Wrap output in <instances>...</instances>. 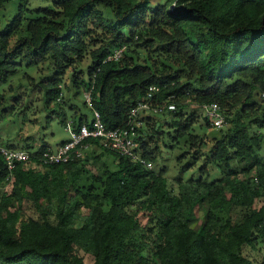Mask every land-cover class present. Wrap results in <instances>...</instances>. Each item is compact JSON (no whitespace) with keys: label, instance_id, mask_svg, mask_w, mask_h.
<instances>
[{"label":"trees","instance_id":"1","mask_svg":"<svg viewBox=\"0 0 264 264\" xmlns=\"http://www.w3.org/2000/svg\"><path fill=\"white\" fill-rule=\"evenodd\" d=\"M8 1L0 0V8ZM19 1L0 29V83L23 62L51 60L52 75L39 84L46 103L59 101L62 79L72 69V83L89 91L107 128L125 126L151 85L158 88L157 105L176 107L160 114L178 110L180 116L184 100L200 110L215 102L228 127L206 157L222 176L179 182L176 192L162 174L100 147L67 162L17 165L11 191H0V264H86L84 255L91 264H249L244 248L264 241V204L254 207L264 196V160L254 155L263 135L244 119L255 108V94L264 92V0H166L154 7L151 0H50L36 8ZM98 27L108 42L90 52L79 79L74 67ZM121 46L119 59L106 60ZM4 101L0 92V112ZM261 110L263 123L264 105ZM83 118L70 120L74 131L93 126V114ZM193 121L192 115L174 120L175 136ZM145 136L137 140L142 156L154 161ZM104 152L113 155L114 169L102 160ZM7 181L0 154V187ZM233 207L242 210L238 221ZM198 212L202 220L193 228Z\"/></svg>","mask_w":264,"mask_h":264},{"label":"rangeland","instance_id":"2","mask_svg":"<svg viewBox=\"0 0 264 264\" xmlns=\"http://www.w3.org/2000/svg\"><path fill=\"white\" fill-rule=\"evenodd\" d=\"M166 0H151L154 7L157 4H164ZM19 0H10L0 8V29H3L6 23L16 14ZM50 0H30L29 6L36 8L50 5ZM173 4L171 5V7ZM103 15L107 19H112L110 12L103 6H99ZM28 16V15H27ZM33 16V14H29ZM92 37L87 39V52L83 59L76 63L74 70L79 79L81 71L85 73L87 66L90 64V52L102 44L108 42L109 36H100L103 29L96 28ZM117 47H113V50ZM141 52H143L141 50ZM51 61V60H50ZM49 60L42 63L27 64L23 62L18 66L14 73L0 83V92L5 96L3 108L0 112V138L5 143L15 144L23 148L29 145L30 149H36L42 142H47L51 146L67 139L70 131L65 129V124L61 122L63 115L65 122L82 115L88 121L91 120V111L86 102V95L89 91L84 85L74 86L72 83V69H68L60 84L61 94L59 101L46 103L43 88L39 85L41 82L46 83L53 72V64ZM80 72V73H79ZM180 79L184 80L185 76L179 73ZM86 79V76L84 77ZM185 104L181 109V114L169 112L164 114H153L148 117V123L145 131L148 139L145 140L146 151L155 156L152 161V168L166 177L169 186L173 191H177L178 183H188L199 178L207 182L217 180L222 176L221 167L213 163H208L206 157L212 153L215 142L222 136V131L228 125L221 128H211L207 126L200 107L190 100H184ZM247 104V103H246ZM255 108L248 111V116H244L246 121L251 122V128L256 133L263 135L260 149L255 151V157L264 160V121L261 123L259 117L262 115L261 108L264 105L259 93L255 94ZM247 106V105H246ZM178 115V116H177ZM193 116L194 121L189 130L183 136H175L174 126L171 123L174 120H185ZM228 118H232L228 115ZM264 118V116H263ZM159 124V125H158ZM158 125L160 132L155 133L153 128ZM27 144V146L25 145ZM102 152L96 149L95 154ZM91 160V159H90ZM102 160L105 161L110 169L115 168L113 155L102 153ZM100 164V163H99ZM205 166L206 174L201 172ZM201 168V169H199ZM12 189V180L5 182L0 191L10 192ZM29 210L28 202L24 203ZM264 204V196L260 198L254 207ZM198 222L193 223L195 228L201 222V212H198ZM232 219L238 221L242 215V210L233 207L231 211ZM249 260V264H264V241L256 242L254 247L246 246L243 250ZM86 264L92 263L90 255H84Z\"/></svg>","mask_w":264,"mask_h":264},{"label":"built area","instance_id":"3","mask_svg":"<svg viewBox=\"0 0 264 264\" xmlns=\"http://www.w3.org/2000/svg\"><path fill=\"white\" fill-rule=\"evenodd\" d=\"M125 46H121L106 57V60H117L122 56ZM158 88L154 85L149 86L146 96L128 113L126 125L123 127L107 128L103 123L99 112L92 107L90 93L86 95V102L91 108L93 114L92 127L82 124L77 131H74L71 121L65 125V129L70 131V137L67 141L58 144L55 147H45L40 150H28L23 148H12L7 146L0 138V154L6 164L9 180L14 179V170L17 165H33L38 163L43 166L67 162L73 158H80L84 151L92 148H104L107 151L129 158L139 162L145 168L151 169L152 162L142 156L139 143V137L145 136L148 117L153 114H160L165 110H175L174 103L159 106L154 101V95ZM264 100V92L261 94ZM202 115L211 128H221L227 124V120L221 111L220 106L215 103H206L201 106ZM97 139V145L91 141ZM91 140V141H90ZM40 151V152H39ZM264 225V221H263Z\"/></svg>","mask_w":264,"mask_h":264},{"label":"crops","instance_id":"4","mask_svg":"<svg viewBox=\"0 0 264 264\" xmlns=\"http://www.w3.org/2000/svg\"><path fill=\"white\" fill-rule=\"evenodd\" d=\"M45 143H47V142H45Z\"/></svg>","mask_w":264,"mask_h":264}]
</instances>
